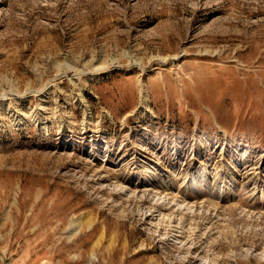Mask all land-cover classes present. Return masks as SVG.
Here are the masks:
<instances>
[{
	"label": "rangeland",
	"instance_id": "1",
	"mask_svg": "<svg viewBox=\"0 0 264 264\" xmlns=\"http://www.w3.org/2000/svg\"><path fill=\"white\" fill-rule=\"evenodd\" d=\"M0 264H264V0H0Z\"/></svg>",
	"mask_w": 264,
	"mask_h": 264
}]
</instances>
